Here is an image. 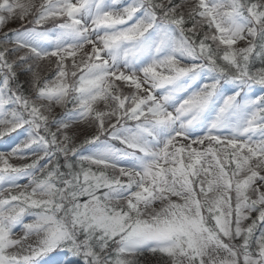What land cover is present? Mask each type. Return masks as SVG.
<instances>
[{
    "label": "snow or ice",
    "instance_id": "obj_1",
    "mask_svg": "<svg viewBox=\"0 0 264 264\" xmlns=\"http://www.w3.org/2000/svg\"><path fill=\"white\" fill-rule=\"evenodd\" d=\"M0 139V264H264V0H0Z\"/></svg>",
    "mask_w": 264,
    "mask_h": 264
},
{
    "label": "rangeland",
    "instance_id": "obj_2",
    "mask_svg": "<svg viewBox=\"0 0 264 264\" xmlns=\"http://www.w3.org/2000/svg\"><path fill=\"white\" fill-rule=\"evenodd\" d=\"M12 26H16V25H14V24H11ZM11 26V27H12ZM8 144H9V142H6V141H3V140H0V150H7L8 149ZM22 183H26L27 181L26 180H24V181H21ZM145 257H143V258H141L142 260L144 259ZM149 259H151L152 260V258L151 257H148ZM149 264V263H148Z\"/></svg>",
    "mask_w": 264,
    "mask_h": 264
},
{
    "label": "trees",
    "instance_id": "obj_3",
    "mask_svg": "<svg viewBox=\"0 0 264 264\" xmlns=\"http://www.w3.org/2000/svg\"><path fill=\"white\" fill-rule=\"evenodd\" d=\"M12 25L10 24L9 27H11ZM14 27V26H12ZM0 140H3V139H0ZM3 141H6V140H3ZM8 142V141H6ZM5 150V149H4ZM15 162V161H13ZM151 261V259H149L148 257H145L143 260H142V264H148L149 262Z\"/></svg>",
    "mask_w": 264,
    "mask_h": 264
}]
</instances>
